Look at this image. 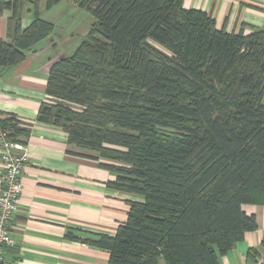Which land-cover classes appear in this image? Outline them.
<instances>
[{"label": "trees", "instance_id": "obj_1", "mask_svg": "<svg viewBox=\"0 0 264 264\" xmlns=\"http://www.w3.org/2000/svg\"><path fill=\"white\" fill-rule=\"evenodd\" d=\"M72 1L94 22L52 65L37 120L66 131L70 152L99 160L115 174L108 184L135 198L115 235L67 236L109 250L108 264H221L258 227L244 205L264 203V28L227 31L183 0ZM40 2L0 0V15L13 12L0 66L53 32ZM0 130L13 141L31 132L9 113Z\"/></svg>", "mask_w": 264, "mask_h": 264}, {"label": "crops", "instance_id": "obj_2", "mask_svg": "<svg viewBox=\"0 0 264 264\" xmlns=\"http://www.w3.org/2000/svg\"><path fill=\"white\" fill-rule=\"evenodd\" d=\"M41 17L55 24L53 32L27 51L19 64L0 66V118L13 114L31 129L19 139L28 153L22 175L24 192L11 229L13 244L6 248L7 264H108L109 250L69 238L115 235L128 218L134 195L113 189L115 174L99 160L70 152L68 133L37 120L48 99L47 81L52 65L70 54L63 47L65 34L57 30L62 16L82 8L62 0L52 8L40 2ZM185 8L213 15L219 28L239 32L264 28V0H183ZM12 10L0 15V37H8ZM34 20V4L22 5V27ZM94 22V21H93ZM3 167L0 160V185ZM244 210L255 215L258 227L246 232L225 255L221 264H264V203H248Z\"/></svg>", "mask_w": 264, "mask_h": 264}, {"label": "built area", "instance_id": "obj_3", "mask_svg": "<svg viewBox=\"0 0 264 264\" xmlns=\"http://www.w3.org/2000/svg\"><path fill=\"white\" fill-rule=\"evenodd\" d=\"M27 159L24 145L10 140L0 130V160L3 167L0 185V264H7L5 251L13 244L11 229L24 192L22 175Z\"/></svg>", "mask_w": 264, "mask_h": 264}, {"label": "rangeland", "instance_id": "obj_4", "mask_svg": "<svg viewBox=\"0 0 264 264\" xmlns=\"http://www.w3.org/2000/svg\"><path fill=\"white\" fill-rule=\"evenodd\" d=\"M70 16L59 15L57 30L65 34L66 44L63 45L70 54L79 46L84 36L90 30L94 16L87 9L81 8Z\"/></svg>", "mask_w": 264, "mask_h": 264}]
</instances>
